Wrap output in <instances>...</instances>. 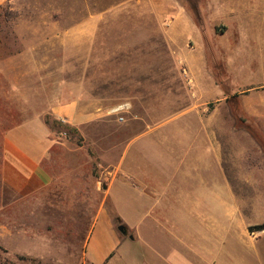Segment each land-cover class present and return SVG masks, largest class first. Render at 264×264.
<instances>
[{
  "label": "rangeland",
  "instance_id": "rangeland-1",
  "mask_svg": "<svg viewBox=\"0 0 264 264\" xmlns=\"http://www.w3.org/2000/svg\"><path fill=\"white\" fill-rule=\"evenodd\" d=\"M225 1L232 9L228 13L233 14L221 17L215 16L213 0L3 1L0 247L7 251L6 264H83L84 244L106 181L101 165H113L119 154L126 166L134 165L137 180L125 182L126 175H121L105 207L122 219L114 218L125 228V234L118 233L124 244L131 243L138 262L161 264L158 261L170 259L176 246L172 235L154 229L146 218L143 193L145 183L151 181L157 191L177 195V201L152 203L158 209L178 212V264H201L200 260L212 264L206 254L214 245L215 264H264V231L248 230L264 222V151L239 122L232 105L239 102L244 117L264 138V0H257L260 8L246 20L248 30H260L256 36L249 34L248 40L239 32L240 0ZM176 12L187 23L193 20L200 25L198 42L189 35L177 39L173 31ZM183 44L192 56L199 50L197 64L207 71L205 81L228 87L226 95L222 91V95L209 92L207 96L208 86L201 75L198 79L204 94L198 92L188 70H195L196 62L189 64L181 56ZM182 66L188 78L182 77ZM23 85L39 88L40 99L48 95L59 103L86 102L89 112L109 120L94 144L53 119L46 104L29 107L44 116L51 131H66L68 136H59L89 153L87 168L82 171L85 177L35 187L25 194L6 185V136H26L29 131L22 129L24 107L17 98V88ZM121 105L125 111L109 114ZM118 116L124 121L118 122ZM179 116L185 120L179 122ZM179 124L214 131L225 160L221 169L208 160L197 165L189 162L193 157L188 151L189 163L178 167L174 188L169 178L178 165ZM168 125L172 127L165 128ZM102 132L109 134L104 140ZM141 148L145 159L139 157ZM229 184V230L213 233V220L215 226L227 221L223 213ZM127 225L139 231L143 240L129 241V236L136 235Z\"/></svg>",
  "mask_w": 264,
  "mask_h": 264
},
{
  "label": "crops",
  "instance_id": "crops-1",
  "mask_svg": "<svg viewBox=\"0 0 264 264\" xmlns=\"http://www.w3.org/2000/svg\"><path fill=\"white\" fill-rule=\"evenodd\" d=\"M3 1L4 0H0V5ZM213 2L215 5V16L221 17L233 14L228 13L227 10L232 9L225 4V0H213ZM239 3L240 6L237 9L239 12L238 18H240L239 32L240 35L246 36V38L244 37L245 40H248L247 36L249 34L256 36L260 30H257V28L255 30H248L249 24L246 20L249 21L251 17L256 15V11L260 8L261 4H257V0H240ZM176 15H178V19L174 18L173 20V31L176 33L177 39H179V37L182 38L181 36L189 35L195 42H198V35L201 36V30L198 28L197 24L193 20H191V22L189 21L190 23H187V20L185 21L183 20V17H180L182 16L181 12H176ZM254 39L255 38H253V40ZM185 46L186 45L182 46V49H180L181 56L184 57L186 61H189V64L196 62L197 68L192 67L195 70L190 71V68L188 67V70L195 81L194 85L197 84L198 92L201 91V93H203L204 89L199 82L198 75H201L205 81L203 75L207 74V71L203 66L197 64L199 56L201 55L198 50V54L192 56ZM205 82L208 86L205 88V94H207V96L209 95V92L212 96L222 93V90L215 84V82L211 81V85L208 83L207 79ZM215 87L216 91H214ZM17 90V96H19L17 98L20 100L18 103L20 106L24 107V109L21 110L24 115L21 119L24 122L22 129H28L29 131H24V133L27 132L26 136L21 134L17 135L16 133H12L14 135L9 136L10 133L6 136L4 144L5 163L3 167V179L6 185L14 187L17 190L21 189V192L25 194L32 191L35 187L56 185L60 183V180L64 181L70 179L76 181L81 177H85L82 171H85L87 168L86 161L87 159H90L89 153L83 151L81 149L82 147L74 146V144L68 139H62V136H68L66 131H61L59 133L51 131L48 125L44 122V116L39 114L37 109L33 110L29 107L46 104V106H49L48 114L53 119L59 121L68 128L75 129L77 135L81 136L85 141L87 139H92L93 143L98 140L96 137L98 132L107 129L105 124L109 120L98 117V115L93 112H89L85 105L86 102L68 101L65 103H59L55 102L53 97L50 98L48 95H46L44 99H40L38 93L39 88L32 86L29 87L23 85V87L17 88ZM27 92L32 93L35 98L28 96ZM224 100L226 99L224 98ZM210 118L216 117L210 116ZM180 120L184 121L185 119L179 116L178 121L180 122ZM171 127V125H168L165 128ZM108 135L109 134L102 132L100 138L104 140ZM16 136L20 138H16ZM58 139L62 140L59 141ZM20 141H23V143ZM24 141L27 143L26 145H24ZM103 143H106V141ZM106 144L108 145L109 142ZM142 151L143 148L138 152L139 157L140 159H145V155ZM188 151H190V155L193 157L191 161H189L188 158ZM196 151L198 154L201 153L203 155H201V157L197 154L195 155L194 152ZM116 159L118 160L113 165H101V168L106 172V181L105 185H102L101 187L102 199L100 206L95 213L88 237L84 244L83 264H141V262L137 261V257L133 253V248L130 245L131 243L124 244L125 239H121L118 233V220L122 219L120 217H114L116 213H110L105 207V202L110 195L114 182L121 175H126L123 177L126 178L125 182L130 179L137 180L135 177H137L138 174L133 168L134 165L128 164L126 166L124 164L123 154H119ZM186 160L189 162H196L197 165L203 164L204 161L208 160L212 163L216 162L218 169L222 168V163H224L225 160L224 153L222 152L221 146L216 145L214 131L192 129L189 125H178V165L175 166V169L173 170V173L171 172L169 178V185H173L174 188L177 186L178 181L177 169L178 167L182 168L183 165L186 166L189 163L186 162ZM164 165L166 166V164ZM156 170H158V172L163 171L161 169ZM98 185L99 183L96 182V188ZM145 186L143 201L146 203V218H149V224L158 231L161 230L164 233L172 235L176 245L175 247H172L173 252L170 259H158V262L161 264H178V212L172 209L170 211L158 209L159 207L152 203L154 201H159V203L172 200L177 201V195L173 193L166 194V191H157L154 187V183L151 181L147 184L145 183ZM228 194L229 201L227 209H225L223 213L224 218H226L227 221H223V225L221 226H215L213 220V233L218 232V234H223L225 231L227 232L229 230L231 218L230 184ZM155 197L157 200L153 199ZM114 218L118 219L116 221L118 223L117 225ZM131 230L136 236L134 238H130L131 236H129V241L136 242L143 240L139 231L136 229ZM212 248L213 251H209L208 254H205L206 256H211L213 260L212 264H215L217 261L216 258H214L215 245L212 246ZM155 260L157 261V259ZM151 263L142 262V264ZM200 263L207 264L204 260H200ZM152 264L158 263L153 262Z\"/></svg>",
  "mask_w": 264,
  "mask_h": 264
},
{
  "label": "trees",
  "instance_id": "trees-1",
  "mask_svg": "<svg viewBox=\"0 0 264 264\" xmlns=\"http://www.w3.org/2000/svg\"><path fill=\"white\" fill-rule=\"evenodd\" d=\"M195 18H197V16ZM195 23L197 24L198 28H200V25L196 21H195ZM200 30H202V29H200ZM201 34H202V31H201ZM218 86L223 91V94L226 95L227 94L226 91L229 90L228 87H225V86L220 85V84H218ZM224 97H226V96H224ZM226 100H228V102L231 103V104L233 103V102H231V99L230 98H227L226 97ZM232 105H233V112L235 113L236 116H238L239 122L245 126L246 130H248L250 133L253 134L254 138L256 139V141L258 142V144L261 145V148L264 151V138L261 137L259 135V133H257V131L254 130V128L252 127V124H251V120H249L246 117H244V115H243L244 113L240 109L239 102L236 101ZM248 230L250 232H260V231H264V222L263 223H260V224H256L254 226H250L248 228ZM6 253H7V251L5 249H3L2 247H0V262H1V264H6L7 262H9L7 260V258L4 256V254H6Z\"/></svg>",
  "mask_w": 264,
  "mask_h": 264
},
{
  "label": "built area",
  "instance_id": "built-area-1",
  "mask_svg": "<svg viewBox=\"0 0 264 264\" xmlns=\"http://www.w3.org/2000/svg\"><path fill=\"white\" fill-rule=\"evenodd\" d=\"M180 64H181V63H180ZM181 73H182V77H183V78H188L187 69H186L184 66L181 67ZM123 110H124V106H123V105H121V106H117V107H115L114 109H112V110L110 111L109 114H112V115H118V114H120ZM124 111H125V110H124ZM117 121H118V122H123V121H124V118H123L122 116H118V117H117Z\"/></svg>",
  "mask_w": 264,
  "mask_h": 264
},
{
  "label": "water",
  "instance_id": "water-1",
  "mask_svg": "<svg viewBox=\"0 0 264 264\" xmlns=\"http://www.w3.org/2000/svg\"><path fill=\"white\" fill-rule=\"evenodd\" d=\"M117 229H118V231H119L120 233L125 234V228H124L123 225H119V226L117 227ZM130 238H132V237H130Z\"/></svg>",
  "mask_w": 264,
  "mask_h": 264
}]
</instances>
